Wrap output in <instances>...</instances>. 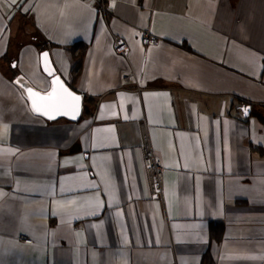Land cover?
<instances>
[{
	"label": "crops",
	"instance_id": "1",
	"mask_svg": "<svg viewBox=\"0 0 264 264\" xmlns=\"http://www.w3.org/2000/svg\"><path fill=\"white\" fill-rule=\"evenodd\" d=\"M99 3L0 0V264H264V0ZM40 42L96 102L78 122L33 115L13 85L49 88Z\"/></svg>",
	"mask_w": 264,
	"mask_h": 264
},
{
	"label": "water",
	"instance_id": "2",
	"mask_svg": "<svg viewBox=\"0 0 264 264\" xmlns=\"http://www.w3.org/2000/svg\"><path fill=\"white\" fill-rule=\"evenodd\" d=\"M46 54V58H45ZM40 66L43 74L49 79V88L45 91L37 89L26 77L22 74L17 75L13 79V85L20 91L23 98L27 101L29 110L31 113L37 117H41L48 122L58 121L60 119H64L69 122H78L82 116L83 112V96L80 93L75 92L61 77V75L57 72L53 62L51 60V55L48 50H45L40 53ZM59 80L60 84L64 86V88L68 89L74 96H78V111L73 112L71 109L57 110L51 107H48L49 102L45 100H41L40 97H49L52 96L55 90L56 96H61V90L59 85L56 83V80ZM31 90L29 92L28 90ZM35 101V104L33 103ZM247 110V111H246ZM241 111L245 117H248L251 111V106H243L241 107ZM48 112L49 114H44ZM49 115L51 118H49Z\"/></svg>",
	"mask_w": 264,
	"mask_h": 264
},
{
	"label": "built area",
	"instance_id": "3",
	"mask_svg": "<svg viewBox=\"0 0 264 264\" xmlns=\"http://www.w3.org/2000/svg\"><path fill=\"white\" fill-rule=\"evenodd\" d=\"M99 11L102 14V17H106V8L104 0H100ZM113 44L116 53L121 56L123 59L128 60V46L123 39L113 35L112 36ZM156 39L151 37L148 33H145L142 38V45L148 47L156 44ZM134 73L131 72L124 76V81L128 82L130 77ZM141 138H142V153L143 161L146 169L147 181L150 189V194L152 199L163 200V164L160 157L157 155L155 150L152 147L151 141L148 135L147 124L143 123L140 127ZM25 244H31L30 239H23Z\"/></svg>",
	"mask_w": 264,
	"mask_h": 264
},
{
	"label": "snow or ice",
	"instance_id": "4",
	"mask_svg": "<svg viewBox=\"0 0 264 264\" xmlns=\"http://www.w3.org/2000/svg\"><path fill=\"white\" fill-rule=\"evenodd\" d=\"M46 58V54H45ZM56 83L59 85L62 95L56 96L55 90L52 96L49 97H40L41 100L48 101V107H51L53 109L57 110H64V109H71L73 112L78 111V103H79V97L74 96L71 92L68 91V89L64 88L62 84H60L59 80H56ZM31 92V90H28ZM35 104V101H33ZM247 111V110H246ZM44 114L48 115V112H45ZM49 118L51 116L49 115Z\"/></svg>",
	"mask_w": 264,
	"mask_h": 264
},
{
	"label": "trees",
	"instance_id": "5",
	"mask_svg": "<svg viewBox=\"0 0 264 264\" xmlns=\"http://www.w3.org/2000/svg\"><path fill=\"white\" fill-rule=\"evenodd\" d=\"M40 47H41V51L43 52V51H45V50H47V46H46V44L45 43H42V42H40ZM79 47H81L80 49H79V52H78V54L77 55H75V49H76V47H74V48H72V50H71V53H72V56H73V59L75 60V63H74V66H73V70H72V73H73V77H74V79H76V77L78 76V74H79V71H80V69H81V65H82V57H83V55H84V53H85V46H79ZM84 100H83V112H82V116H81V118L83 117V116H85V115H88V114H90V109L93 107V106H96V102H95V100H93V99H91V98H88V97H86V96H84V98H83ZM95 102V103H94ZM240 103L242 104H244L243 106H247V105H251V104H249V103H247L246 101H243V100H240ZM260 120L262 121V122H264V117H260Z\"/></svg>",
	"mask_w": 264,
	"mask_h": 264
}]
</instances>
